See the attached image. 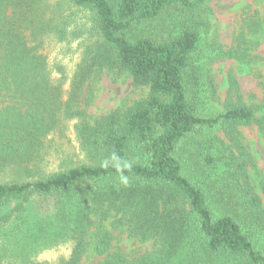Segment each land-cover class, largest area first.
Here are the masks:
<instances>
[{"label": "trees", "instance_id": "trees-1", "mask_svg": "<svg viewBox=\"0 0 264 264\" xmlns=\"http://www.w3.org/2000/svg\"><path fill=\"white\" fill-rule=\"evenodd\" d=\"M32 2L0 0V98L14 100L0 108L2 159L55 125L44 109L39 111L47 92L40 93L46 88L38 82L46 75L45 59L24 35L25 24L37 30L32 36L39 44L46 34ZM203 2L69 0L89 12L102 39L80 71L81 84L93 68L106 69L127 73L149 91L134 108L103 118L92 130L95 140L88 143L110 161L107 166L81 165L42 180L0 184V207L34 196L54 201L71 244L70 255L55 264H81L89 249L102 257L94 264H264L259 238L264 208L249 184L251 157L237 132L257 121L255 110L240 102L210 117L198 110L204 82L212 86L194 59L200 36L196 8ZM179 10L191 18L175 20V35L153 37L144 31L163 14ZM231 84L238 90L233 78ZM16 100L35 101L39 121L28 109L21 115ZM217 129L228 144L209 137ZM113 154L131 163L122 170L127 185L120 182ZM110 219L115 229L151 242L152 249L137 256L112 251L115 238L103 226Z\"/></svg>", "mask_w": 264, "mask_h": 264}, {"label": "rangeland", "instance_id": "rangeland-1", "mask_svg": "<svg viewBox=\"0 0 264 264\" xmlns=\"http://www.w3.org/2000/svg\"><path fill=\"white\" fill-rule=\"evenodd\" d=\"M29 1L34 3L39 29L46 31L39 44L37 37L32 36L34 29L25 24L28 46L38 50L46 65V75L38 79L39 85L46 88L40 93L47 91L39 111L44 109L55 125L45 135L17 144L20 153L0 158V184L42 180L81 165L109 164V160L91 150L88 142L95 140L92 130L103 118L111 114L121 116L134 108L149 91L136 86L127 73L106 69L93 68L81 84L80 71L102 42L92 16L69 0ZM7 14L10 16L11 11ZM195 16L200 36L194 59L212 81V86L206 81L202 86L199 114L215 116L229 103L238 102L255 110L257 121L238 127L237 132L251 157L247 167L249 184L264 208V0H204L196 8ZM190 18L185 11H172L144 26V31L153 37L175 35V20L183 22ZM228 51L233 52L232 59L224 57ZM231 78L238 90L232 86ZM11 100L0 98V108L13 104ZM35 103L26 101L18 103V107L21 115L27 109L31 111L33 121L37 122ZM214 136L220 140L219 145L228 144L219 129L209 135ZM57 209L52 199L37 196L1 206L0 264H55L58 259L67 258L71 244ZM112 221L103 223L115 238L112 251L137 256L152 249L151 242L130 238L115 229ZM259 238L264 244V229ZM89 242L93 244L92 236ZM263 244L260 243L262 248ZM100 259L89 249L81 264H94Z\"/></svg>", "mask_w": 264, "mask_h": 264}, {"label": "clouds", "instance_id": "clouds-1", "mask_svg": "<svg viewBox=\"0 0 264 264\" xmlns=\"http://www.w3.org/2000/svg\"><path fill=\"white\" fill-rule=\"evenodd\" d=\"M111 159L116 161V163L113 166L117 169V171L119 173H121L120 177H119L120 178V182L122 184H124V185H127L128 184V177L122 174V170L124 168L130 169L131 168V163L127 162V161H122L121 158L118 157L116 154H113ZM105 166H107V162H105Z\"/></svg>", "mask_w": 264, "mask_h": 264}]
</instances>
